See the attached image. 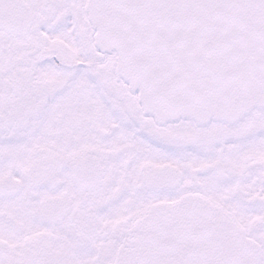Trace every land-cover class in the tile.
Returning <instances> with one entry per match:
<instances>
[{
  "label": "snow or ice",
  "instance_id": "1",
  "mask_svg": "<svg viewBox=\"0 0 264 264\" xmlns=\"http://www.w3.org/2000/svg\"><path fill=\"white\" fill-rule=\"evenodd\" d=\"M0 264H264V0H0Z\"/></svg>",
  "mask_w": 264,
  "mask_h": 264
}]
</instances>
